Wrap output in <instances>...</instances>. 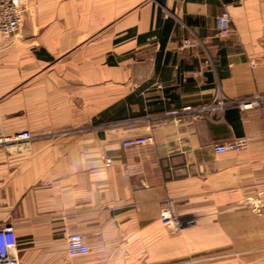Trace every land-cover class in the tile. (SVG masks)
Masks as SVG:
<instances>
[{
  "label": "crops",
  "instance_id": "1",
  "mask_svg": "<svg viewBox=\"0 0 264 264\" xmlns=\"http://www.w3.org/2000/svg\"><path fill=\"white\" fill-rule=\"evenodd\" d=\"M22 2L18 31L0 37V226L18 262L260 250L264 110L233 102L264 97V0ZM136 138L150 141L123 146ZM239 138L243 152H212ZM164 209L180 226L161 223ZM72 234L86 256L68 254Z\"/></svg>",
  "mask_w": 264,
  "mask_h": 264
},
{
  "label": "built area",
  "instance_id": "2",
  "mask_svg": "<svg viewBox=\"0 0 264 264\" xmlns=\"http://www.w3.org/2000/svg\"><path fill=\"white\" fill-rule=\"evenodd\" d=\"M240 2L241 0H236ZM23 2L22 0H0V37H10L15 34L22 22L23 18ZM216 29L219 35H228L231 31L230 17L226 11L215 19ZM255 66L254 64L252 65ZM218 104L224 106V101L218 99ZM233 104L241 110H251L255 108H261L264 110V97L257 96L247 100L234 101ZM189 110V107L186 108ZM204 109H199L194 113V118L197 119L201 116ZM31 136L29 133H21L14 137L6 139V141L29 139ZM149 139H131L123 143L124 147H137L143 146L149 143ZM247 148L246 138H239L226 143L214 144L212 146V152L214 154L223 153H241ZM106 165L109 164V160L103 158ZM160 221L165 226H180V223L171 216L168 209H164L160 214ZM18 240L15 236L12 226H0V264H21L18 259L15 258L13 252L18 249ZM67 252L71 257L78 258L86 256L89 252L88 248L83 241L82 237L78 234H72L67 237L66 240Z\"/></svg>",
  "mask_w": 264,
  "mask_h": 264
},
{
  "label": "rangeland",
  "instance_id": "3",
  "mask_svg": "<svg viewBox=\"0 0 264 264\" xmlns=\"http://www.w3.org/2000/svg\"><path fill=\"white\" fill-rule=\"evenodd\" d=\"M258 217H264V209L254 211ZM240 251L229 247L227 249H213L205 257L200 255L182 258L174 264H264V235L261 237L260 250H253L244 243ZM173 264V263H172Z\"/></svg>",
  "mask_w": 264,
  "mask_h": 264
}]
</instances>
